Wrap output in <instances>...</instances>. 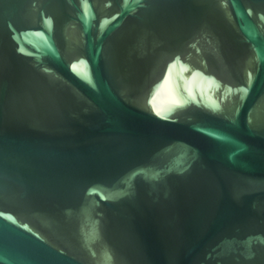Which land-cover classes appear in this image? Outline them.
<instances>
[{"label":"water","instance_id":"obj_1","mask_svg":"<svg viewBox=\"0 0 264 264\" xmlns=\"http://www.w3.org/2000/svg\"><path fill=\"white\" fill-rule=\"evenodd\" d=\"M0 264H264V0H0Z\"/></svg>","mask_w":264,"mask_h":264}]
</instances>
